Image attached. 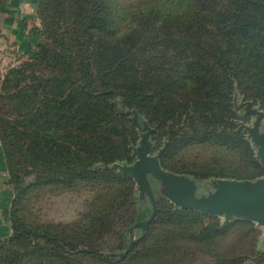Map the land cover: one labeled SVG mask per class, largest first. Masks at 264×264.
Returning a JSON list of instances; mask_svg holds the SVG:
<instances>
[{
    "label": "trees",
    "instance_id": "1",
    "mask_svg": "<svg viewBox=\"0 0 264 264\" xmlns=\"http://www.w3.org/2000/svg\"><path fill=\"white\" fill-rule=\"evenodd\" d=\"M10 1L0 0V10ZM39 14L43 42L0 83V145L14 194L12 234L0 241V264H32L46 247L67 264L79 245L101 258L95 240L145 217L133 209L132 180L96 168L132 162L136 127L117 100L143 116L158 140H167L163 169L173 171L169 155L212 144L229 148L245 167L223 177L261 174L250 145L235 132L232 96L237 92L264 110V0H39ZM91 183L103 190V204L83 236L17 223L16 206L27 188ZM203 217L159 207L146 230L169 224L171 233L163 240L145 237L120 263L164 264L174 257L166 248L171 235ZM221 230L212 219L201 240L212 244ZM243 263L232 257L215 264Z\"/></svg>",
    "mask_w": 264,
    "mask_h": 264
},
{
    "label": "rangeland",
    "instance_id": "2",
    "mask_svg": "<svg viewBox=\"0 0 264 264\" xmlns=\"http://www.w3.org/2000/svg\"><path fill=\"white\" fill-rule=\"evenodd\" d=\"M123 1L129 4L135 3L137 0ZM41 31L42 20L39 14V0H11L6 8L0 10V83L8 69L28 60L38 50L39 44L44 40ZM116 102H120V100ZM247 102L249 100H245L237 92L232 96V106L237 116L234 121L236 125L235 132H241L245 141L250 145L253 157L261 167L259 176L245 179L223 177V173L230 174L234 170L245 169V167L242 160L239 159L236 153L231 152L229 148L212 144H197L186 147L180 152L169 155L167 161L173 171L161 168L169 174L183 176L185 179L192 181L196 185L197 196H204L212 192V183L218 180L248 181L250 184H254L264 178V167L257 159V149L247 138V132L244 129L245 126L251 127L255 120L254 117L244 112ZM254 107L262 110L259 104H254ZM125 116L134 124L131 117ZM143 122L152 129V133L148 138L151 146V155H155L162 150V156L167 146V140L162 138L158 140L153 135L156 129L151 127L149 122L140 115L138 123L142 126ZM259 131L264 136V119L261 122ZM136 132V143L129 145L131 163L99 164L96 168L122 174L118 170L113 169V166L115 164L131 165L134 162L133 151L139 146L143 134L137 127ZM249 171H251V168H249ZM6 176L7 185L12 192L13 199L14 194L12 187L9 185L7 170ZM132 182L133 209L137 215L145 214V217L135 221L134 216L123 230L116 227L106 234L103 233L98 241L95 240L94 245L97 246L98 250L96 251L101 258H97L85 246L79 245L77 250L71 256H68L67 264H119L121 262L119 258L123 256H116L115 254L124 253L129 244H132V250L135 244L145 237L154 236L158 237L159 240H163L164 234L171 233L173 228L169 224L154 226L152 232L147 231L146 229L151 226L153 220L145 229H136L130 235V227L145 220L150 213L148 200L141 198L133 180ZM149 182L155 190L157 210L159 207L167 209V206H170L173 211H183L175 207L166 198L160 190L159 184H155L151 178H149ZM102 194L103 190L101 187L92 183L78 185L71 189L29 187L20 201H18L14 215L17 223L26 229H39L66 238L83 236L88 232L90 217H93L103 204L101 201ZM198 213L203 214L201 212ZM203 215L206 217L188 221L186 224L189 225H184L182 230L177 229L176 232L178 233L171 235L173 242L168 244L166 248L170 250L174 257H170L164 264H215L219 260L232 257L242 258L244 260L243 264H264V227L243 218L233 217L230 221H226L223 215ZM212 219L222 229V233L210 244L205 239L201 240V230ZM8 238L5 240H8ZM81 252L87 254H80ZM51 254L52 251L46 247V250L40 253V257L35 258L31 263L60 264L62 262L56 257H50ZM120 264L130 263L122 262Z\"/></svg>",
    "mask_w": 264,
    "mask_h": 264
},
{
    "label": "water",
    "instance_id": "3",
    "mask_svg": "<svg viewBox=\"0 0 264 264\" xmlns=\"http://www.w3.org/2000/svg\"><path fill=\"white\" fill-rule=\"evenodd\" d=\"M120 112L131 117L132 122L138 130L143 132L139 146L134 149V162L131 165L115 164L113 169L131 178L139 191L141 198H146L150 205L148 217L130 227V235L136 229H145L155 218L157 212L155 190L149 182L151 178L155 184H159L160 190L166 198L182 210L198 211L212 216H224L226 221L233 217L248 219L264 227V178L254 184L248 181L218 180L212 183L213 191L204 196L196 195V185L185 179L183 176L173 175L165 172L160 165L162 150L151 155V146L148 140L152 129L138 123L140 116L135 110H127L122 102ZM244 112L255 118L251 127L245 126L247 138L257 149V159L264 167V136L260 134L259 128L264 119V111L254 107L249 101L245 104ZM129 244L124 253H117L116 256H124L131 250Z\"/></svg>",
    "mask_w": 264,
    "mask_h": 264
},
{
    "label": "crops",
    "instance_id": "4",
    "mask_svg": "<svg viewBox=\"0 0 264 264\" xmlns=\"http://www.w3.org/2000/svg\"><path fill=\"white\" fill-rule=\"evenodd\" d=\"M12 202V192L7 185L6 168L3 151L0 145V241L11 234L9 211Z\"/></svg>",
    "mask_w": 264,
    "mask_h": 264
}]
</instances>
